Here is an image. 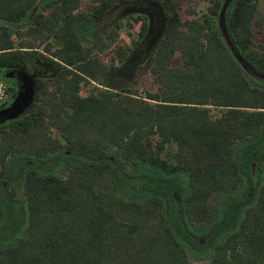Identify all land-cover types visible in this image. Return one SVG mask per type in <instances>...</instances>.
<instances>
[{
  "label": "trees",
  "instance_id": "trees-1",
  "mask_svg": "<svg viewBox=\"0 0 264 264\" xmlns=\"http://www.w3.org/2000/svg\"><path fill=\"white\" fill-rule=\"evenodd\" d=\"M39 1L0 0V20L25 22ZM257 1L228 9L234 51L215 28L221 0L202 19L183 20L174 0H94L88 12L81 0H48L35 13L28 32L58 39L44 52L61 65L0 122V264H264V80L251 85L234 55L264 68L253 46ZM157 4L166 24L145 66L158 89L142 96L113 83L115 65L82 32L96 41L111 10ZM12 32L0 25V69L31 75L32 61L52 62L16 49ZM90 81L101 87L81 95ZM170 143L174 154L163 156Z\"/></svg>",
  "mask_w": 264,
  "mask_h": 264
},
{
  "label": "rangeland",
  "instance_id": "rangeland-1",
  "mask_svg": "<svg viewBox=\"0 0 264 264\" xmlns=\"http://www.w3.org/2000/svg\"><path fill=\"white\" fill-rule=\"evenodd\" d=\"M47 1L48 0H40L39 3L34 6L30 16L25 22L9 23L0 20V25L3 24L13 31L11 38L13 41V46L16 49L29 50L28 47L30 46L32 47V50L45 53L44 47L46 43H49L51 45V51L60 46L61 42L58 39L50 38L47 42H41L39 38H35L28 32V26L30 25L35 13L47 10V8L45 7ZM174 1L179 8V12L183 20L202 19L203 15L208 13L209 6L212 3V0ZM232 2L233 0H221L219 12L217 16L214 17V23L215 28H217L222 41L230 50L234 51L227 28V13ZM93 4L94 0H81L78 11L88 12L92 8ZM135 18L139 20H136ZM151 18L153 21V31L150 35H147ZM143 20H145L146 22V30L144 36L141 37L140 32L142 31L141 27ZM255 20L259 21L260 24L253 23L252 25L253 46L255 49H263L264 51V0L257 1ZM97 23L99 25L98 31L100 38H97L96 41H92L90 39L88 29L83 28V43L85 46H95L93 50L94 54L98 58H100L101 61H103L107 65H111L112 63L115 65V69L117 70L110 68V71L114 70L110 72V74H113V83H115L116 85H125L131 83V89L133 91H138V94L142 96L145 95V91H149L151 93L157 92L158 86L153 82V78L148 68L145 66L146 56L155 46L154 44V46L148 49L149 41L155 35L158 27L162 23L160 21L157 7L155 5L134 6L127 8V10L124 12L120 9H113L102 19H99ZM162 36L160 37V39L162 38ZM135 41H137V45L134 44ZM124 48H130V51L126 55H123ZM143 52L145 53V55H143ZM45 54L51 57L52 62H50L48 65H43L42 63L38 62V60L32 61V74L30 76L33 80L36 77H47L48 73L55 72L61 65V63L51 54ZM234 55L240 62L244 70V75L247 77L251 85H257L258 81L264 80V68H253L242 59L238 52H234ZM172 66H181V57L179 53H176L173 57ZM0 80H2L6 85V91L7 88L12 87L15 89L14 92H16L17 86L14 81L8 79ZM97 87H101V85L96 81L82 83L79 92L81 95L85 96ZM14 92L7 91L6 98L3 100V102L11 99ZM220 111L221 109L211 107V113L213 115H219ZM52 135L60 138L59 133L55 129H52ZM176 148L177 147L174 143L167 144L165 146V149L162 151L163 156L173 155ZM73 173L79 175V173H75L74 171ZM105 183L106 181L103 178H100L96 184L97 191H104ZM15 190L18 194H20L19 188H16ZM116 196L120 197L118 194H116ZM108 197L111 198L110 193ZM117 200L118 198H113L112 201L116 202ZM191 260L201 261L204 260V257L191 255Z\"/></svg>",
  "mask_w": 264,
  "mask_h": 264
},
{
  "label": "water",
  "instance_id": "water-1",
  "mask_svg": "<svg viewBox=\"0 0 264 264\" xmlns=\"http://www.w3.org/2000/svg\"><path fill=\"white\" fill-rule=\"evenodd\" d=\"M155 6L158 9L160 21L162 23L158 27L155 35L149 41L148 49H150L152 46H154V44L157 43V41L163 35L165 29L166 16L164 14L163 7L158 4ZM152 31H153V21L151 18L147 35H150ZM6 77H13L20 83V85L18 91L13 97L11 104L4 110L0 111V122H4L5 120L16 117L17 115L22 113L24 109L30 105L35 94L34 80L26 72L20 69H10L9 73L6 74Z\"/></svg>",
  "mask_w": 264,
  "mask_h": 264
},
{
  "label": "flooded vegetation",
  "instance_id": "flooded-vegetation-1",
  "mask_svg": "<svg viewBox=\"0 0 264 264\" xmlns=\"http://www.w3.org/2000/svg\"><path fill=\"white\" fill-rule=\"evenodd\" d=\"M9 73V70L7 69H0V78H5V79H8V80H13L15 83H16V86H17V89H16V92L18 91L19 89V85L20 83L14 79L13 77H6V74ZM16 92L12 95L11 99H8L7 101H4L1 105H0V111L4 110L5 108H7L12 100H13V97L15 96Z\"/></svg>",
  "mask_w": 264,
  "mask_h": 264
},
{
  "label": "built area",
  "instance_id": "built-area-1",
  "mask_svg": "<svg viewBox=\"0 0 264 264\" xmlns=\"http://www.w3.org/2000/svg\"><path fill=\"white\" fill-rule=\"evenodd\" d=\"M6 85L2 80H0V105L2 104L3 100L6 98Z\"/></svg>",
  "mask_w": 264,
  "mask_h": 264
}]
</instances>
